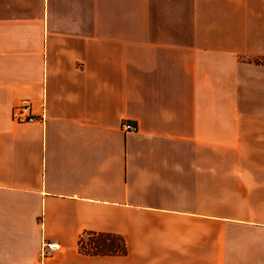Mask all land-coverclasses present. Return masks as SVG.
I'll use <instances>...</instances> for the list:
<instances>
[{"label":"crops","instance_id":"0c3cea01","mask_svg":"<svg viewBox=\"0 0 264 264\" xmlns=\"http://www.w3.org/2000/svg\"><path fill=\"white\" fill-rule=\"evenodd\" d=\"M0 264H264V0H0Z\"/></svg>","mask_w":264,"mask_h":264},{"label":"trees","instance_id":"16d2710c","mask_svg":"<svg viewBox=\"0 0 264 264\" xmlns=\"http://www.w3.org/2000/svg\"><path fill=\"white\" fill-rule=\"evenodd\" d=\"M92 236H96L97 239H102L104 242H102L99 246V245H92L90 244L89 242L87 243V241L85 239H81V242H80V248H81V251L85 252V253H116V252H122L123 251V247L120 245V244H114L115 242V239L114 237H111V236H102V235H90L89 237H92ZM109 240V244H107V241ZM89 244V247H91V250L90 248H88Z\"/></svg>","mask_w":264,"mask_h":264},{"label":"built area","instance_id":"2783aa9c","mask_svg":"<svg viewBox=\"0 0 264 264\" xmlns=\"http://www.w3.org/2000/svg\"><path fill=\"white\" fill-rule=\"evenodd\" d=\"M29 110H30L29 103H25L21 105L14 112L15 119L19 121H26V120L33 121L35 117L29 115ZM122 127L125 130H135L136 129V126L129 122H123ZM58 248H59V244L57 243H46L44 244L42 255H46L47 253H52Z\"/></svg>","mask_w":264,"mask_h":264},{"label":"rangeland","instance_id":"374dc122","mask_svg":"<svg viewBox=\"0 0 264 264\" xmlns=\"http://www.w3.org/2000/svg\"><path fill=\"white\" fill-rule=\"evenodd\" d=\"M85 240L87 241V243L89 242L92 245L96 244V245H99V246H101L100 244L102 242H104L102 239H97L96 236H92V237H88V238L86 237ZM87 247L90 248V250H91V247H89V244H88Z\"/></svg>","mask_w":264,"mask_h":264}]
</instances>
